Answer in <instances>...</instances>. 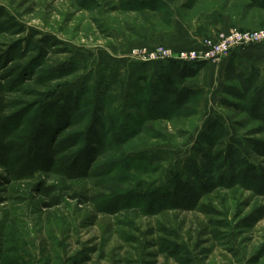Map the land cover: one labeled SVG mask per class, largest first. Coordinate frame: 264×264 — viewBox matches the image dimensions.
Instances as JSON below:
<instances>
[{"label": "rangeland", "instance_id": "obj_1", "mask_svg": "<svg viewBox=\"0 0 264 264\" xmlns=\"http://www.w3.org/2000/svg\"><path fill=\"white\" fill-rule=\"evenodd\" d=\"M177 20L264 31V2L0 0V264H264V65L199 70L182 108L152 97L130 58L209 36L136 37Z\"/></svg>", "mask_w": 264, "mask_h": 264}, {"label": "trees", "instance_id": "obj_2", "mask_svg": "<svg viewBox=\"0 0 264 264\" xmlns=\"http://www.w3.org/2000/svg\"><path fill=\"white\" fill-rule=\"evenodd\" d=\"M248 1L257 3V6H259L260 1L264 2V0ZM165 67L166 69H163L157 78L151 80L147 90H149L152 97L168 98L170 105L182 108L191 98L197 97L200 94V89L186 86L189 80L197 78L198 69H195L192 65L187 63L180 62H172ZM225 75L227 81L232 84L222 89L223 95L228 98L241 101L242 99H246L254 90L252 79L246 77L244 73H236L232 65H227ZM140 81H146V76L142 77ZM255 99L256 103L254 102L253 106L257 107L259 110H264V93L257 91ZM217 104L227 108H239L236 102L223 98L219 99Z\"/></svg>", "mask_w": 264, "mask_h": 264}, {"label": "crops", "instance_id": "obj_3", "mask_svg": "<svg viewBox=\"0 0 264 264\" xmlns=\"http://www.w3.org/2000/svg\"><path fill=\"white\" fill-rule=\"evenodd\" d=\"M221 28L222 27L220 23L203 22L202 24L199 25V28L191 29L185 23L183 24L181 21L177 20V21H173V27H170L167 30H164L163 32L157 33V32H154V29H149V32L151 34L149 37H145L146 34L145 35L143 34L140 37L136 35V37L140 40H147L148 38H150L152 39L153 43L163 44L173 49H187V48L196 47L205 36L212 35L213 33L221 30ZM131 32L133 33V31ZM250 48H253V49L257 48V49L250 51L251 50ZM247 49L249 51L246 53L245 50ZM241 51H244V52L242 53ZM106 52L112 53L109 50H107ZM235 55L236 57H231V56L224 57L218 62L210 64V65H205L204 67L202 65H196L194 68L198 69V71L199 70L201 71L204 68H207L209 66H214L219 63H224L226 65L228 62H230V60H232V63H234V65L236 66L241 63L246 65V67L254 65L255 68H257V66L264 65V46L245 48V49L237 51ZM239 55L240 57H238ZM118 57L122 58V55L120 54L117 55L116 57L117 60H118ZM129 61L131 63L127 62L126 65L130 68L132 72L135 73V74L133 73L127 74L128 77L130 78H137V77H144V76L151 75L152 79L154 80L161 74L163 69H166L165 66L161 67L162 65L160 64L156 65V63L138 62L134 58H130ZM120 63H123V62L120 61ZM120 63L118 65H115L113 68L117 66V70L122 69L123 67ZM257 70H254L253 72L254 76H256ZM100 77L102 78L103 76H100ZM104 78L107 79V77H104Z\"/></svg>", "mask_w": 264, "mask_h": 264}, {"label": "built area", "instance_id": "obj_4", "mask_svg": "<svg viewBox=\"0 0 264 264\" xmlns=\"http://www.w3.org/2000/svg\"><path fill=\"white\" fill-rule=\"evenodd\" d=\"M264 45V31L240 32L237 29H221L209 35L201 43L199 51L181 52L173 55L170 51L162 50L161 46L142 57L134 56L137 61L156 63L167 66L172 62L187 64H213L239 50Z\"/></svg>", "mask_w": 264, "mask_h": 264}]
</instances>
